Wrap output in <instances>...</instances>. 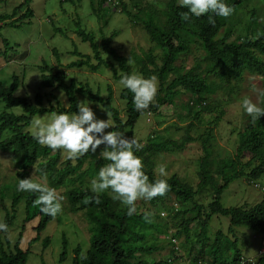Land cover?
<instances>
[{"label":"trees","instance_id":"16d2710c","mask_svg":"<svg viewBox=\"0 0 264 264\" xmlns=\"http://www.w3.org/2000/svg\"><path fill=\"white\" fill-rule=\"evenodd\" d=\"M60 3H73L75 0H59ZM94 12L97 15L100 11H107V4L114 0H89ZM120 3L121 9L128 16L140 20V25L146 33L151 47L144 52L142 57H126L120 54L110 45L112 37L102 39L103 50L115 61L112 62L101 56L99 45L95 42L93 32L86 31L76 18L73 23L75 33L84 42H88L91 48L92 57L96 63L91 62L89 54H83L74 48L70 54L77 58L67 64L68 68L89 67L92 71H97L101 67L110 68L112 77L120 81L121 73H134L136 70L144 77L156 76L158 80V91L154 102L148 109L137 111L133 104V93L128 89L120 90L121 99L125 100V119L121 117L120 111L111 104L112 91L108 87V96L103 98L98 91L94 92L87 83H78L71 79L68 83L63 71H53L52 68L43 63L40 66L41 83L43 87L55 85L61 89L67 100L68 106L61 104H49L43 106L42 96L35 95V102H30L25 96L15 95V91L22 85V77L12 74L8 83L0 81V102L6 108L20 106L22 114H16L3 110L0 112V150L13 155L16 164L21 168L16 171L17 184L19 179L28 178L29 169L36 164V170L40 176L44 177L49 187H60L67 185L69 188L65 192L70 210L72 212L83 210L90 224L89 248L86 252V259H81L82 252L80 246L73 249L71 264H146L141 258L146 252H150L153 247L139 246L132 247L129 236H137L143 240L144 234L136 232V229L145 228L146 222L143 218L145 212L139 211L137 201V211L134 215L128 216L126 208L119 202L111 199L110 190L100 195L99 203L94 200L86 202L87 198L95 194L91 191V185L85 181L86 177H96L99 169L109 161L101 155L103 145L95 153L88 152L75 163L71 160L60 162L61 151L40 145L32 138L31 133L26 131L33 118L38 114L45 113H74L78 111V93H84L94 102H98L111 116L115 128L111 130L120 131L125 136L131 138L127 132V127H132L140 115L156 112L162 105L173 103V98L180 91H185L192 101L187 102L189 112L195 106L199 108L195 111L197 117L202 111L208 110L206 94L209 91L208 75L215 79L227 83L226 88L230 94L233 93L236 81L243 79L245 73L264 75V0H259L261 6L257 8L251 4L246 6L244 21H241L238 12L242 10V5L251 0H223L225 4L234 8V12L227 18L214 16L212 13L204 14L200 17L189 13V20L182 18L188 9L181 7L179 0H166L161 9H147L138 7V14L127 9L122 0H115ZM30 0H23L10 13H0V31L3 26L17 27L22 23V16H32L33 9L29 6ZM26 6V12L22 16L15 17L18 9ZM213 15L215 24H210L208 16ZM264 17V16H263ZM232 23V25L229 24ZM57 31L62 32L60 28ZM239 30V34L233 36L234 31ZM63 33V32H62ZM1 36V33H0ZM5 50L11 49L9 41L1 38ZM191 45L201 47L206 53V67L200 69L195 64L188 69L179 70L176 66L177 58L191 51ZM56 53V51H55ZM168 74H174L167 82ZM168 75V76H167ZM233 80V83L230 82ZM219 81V82H220ZM231 83V84H230ZM55 98L54 95H52ZM262 108H264V98H261ZM216 116L215 123L220 119ZM212 132L202 139L201 147L203 155L199 160V181L193 187L176 174L168 177H156L152 169L151 155H157L167 150L170 146L183 148L188 138L181 143H176L172 139L162 141L155 140L151 135L143 144L140 151L135 154L139 156L144 164V172L148 175L150 182L158 178L166 179L170 185V190L164 196H157L150 200L153 205L163 203L166 196L175 197L180 203L186 204L187 210H177L175 215L180 217L179 228L186 236L190 232V224L197 221L199 230L195 234L196 239L190 245L193 251V264H241L242 254L238 247L237 236L233 231L234 226H245L261 236L264 234V195L260 201L251 206L234 205L225 207L221 202V195L230 182L235 179L245 177L248 181H258L264 179V115L255 123L251 117L247 116L244 129L239 134V139L235 152L230 158L215 159L208 150ZM85 168H81L84 165ZM85 181V182H84ZM76 182L80 184L77 185ZM84 183H86L84 185ZM256 185L257 182L255 183ZM84 185V186H83ZM17 189V187H16ZM12 191L10 195V208L6 209L4 223L8 229L14 224L19 203L24 204V217L21 228L26 224L36 220L31 227L34 235L28 240V246L20 245L21 234L12 244L6 236L7 233L0 231L5 236L6 247H0V264H26L31 245L38 241L41 233L47 224L54 218L43 214L40 206L34 204L38 193ZM207 195L209 202L203 205L199 197ZM182 210V211H181ZM224 215L229 217L230 227L228 234L222 230H216L213 237L208 236V223L212 215ZM180 230L175 233L178 235ZM43 245L48 242V237L42 239ZM66 241H62V250L59 261L65 260ZM6 248V249H5ZM178 257L177 251L172 252L169 260L154 262L153 264H173ZM251 264V263H248ZM254 264H264V256L256 257Z\"/></svg>","mask_w":264,"mask_h":264},{"label":"rangeland","instance_id":"374dc122","mask_svg":"<svg viewBox=\"0 0 264 264\" xmlns=\"http://www.w3.org/2000/svg\"><path fill=\"white\" fill-rule=\"evenodd\" d=\"M165 1L122 0L127 9L137 13L138 17H144L143 13L137 12L138 7L145 8L146 11L148 8L161 9L164 7ZM21 2L23 0H0V13H10ZM251 4L256 8L261 6L259 0H251V2L243 4L242 10L238 12L241 21L246 18L244 17L246 6L248 5L249 8ZM29 6L33 9L32 16H22L26 12L24 5L18 9V13L15 15V17L22 16L21 25L17 27L5 25L0 31V81L8 83L11 75L17 74L22 77V85L15 91V95L25 96L33 103L35 95L40 94L43 106L61 104L67 107L68 100L61 89H57L55 85L53 88L42 86L40 66L46 63L54 72L63 71L67 83L71 79L78 83H87L94 92L98 91L103 98L108 96V87H110L112 91L111 104L120 111L121 117L125 119V100L120 97V90L123 86L112 77L110 68L101 67L97 71H92L87 66L80 68L66 66L77 58L70 54L74 48L83 54H89L91 62L96 63L92 57L89 43L82 41L74 31L73 21L76 18L80 19L81 25L86 31L94 33L101 56L115 66V61L103 50L102 39L112 37L110 45L126 57L132 59L134 56L135 58L142 57L152 45L140 25V20L123 12L120 3L118 4L115 0L106 5V12L100 11L98 15L93 11L89 0H75L73 3H60L59 0H30ZM260 16L264 18V15ZM229 24L232 25L230 22ZM56 28H60L63 33L57 31ZM237 34H239V30L235 29L230 38L235 39ZM1 38H6L12 48L5 50ZM195 64L200 66V69H205L206 53L201 47L191 45V51L187 55L182 54L177 58L176 66L183 71ZM134 72L138 73L136 70ZM168 75L167 82L172 79L174 74ZM208 79L210 89L206 94L204 104L209 108L202 111L197 117H194V113L199 107L196 105L193 111L189 112L186 106L190 100L189 95L182 90L174 96L173 103L162 105L156 112L140 115L132 127H127V132L135 136L141 143H145L151 135L158 141L172 139L176 143H181L183 139L189 137L183 148L170 146L160 154L151 155L152 169L156 177H160L158 167L163 164L166 166L167 172L165 177L176 174L195 187L199 181V160L203 155L202 139L211 131L213 136L208 147L210 154L217 160L232 157L239 134L244 129L248 116L241 107L243 99L251 98L253 102L262 106L261 97L251 90V85L256 82L258 87L264 88V75L245 73L242 80L236 81L232 94L226 88L227 83L215 79L212 75H208ZM230 82L233 83V80ZM77 96L79 102L89 104L98 119L109 118L112 121L110 114L98 102L90 100L84 93H78ZM190 102L192 101L190 100ZM3 110L16 114L23 113L20 106L6 108L4 103L0 102V112ZM51 115L52 113L38 114L34 118L48 120ZM217 115L221 117L215 123ZM25 130L31 133V124ZM110 130L106 129V131ZM16 158L0 150V222L4 221L6 209L10 208L9 197L17 187L15 173L21 168L16 164ZM64 160L66 158L62 150L60 162ZM71 162L75 163V160H71ZM85 167L86 165L81 168ZM28 172L27 177L34 182L48 184L47 180L37 172L36 164ZM94 178L86 177L85 181L91 185V180ZM256 182L259 187L256 186ZM76 184L80 186L78 182ZM68 188L66 184L54 188L58 194L64 197L62 212L47 224L40 239L31 245L26 264H71L73 249L76 246H80L82 252L89 248L90 224L83 210L75 212L70 210V204L65 194ZM263 195V178L252 182L241 177L230 182L228 187L223 190L221 202L225 207L251 206L260 201ZM198 199L200 203L206 205L210 197L203 195ZM138 202L139 211L154 213L151 223L146 222L147 226L142 230L136 229V232L144 234L143 240L138 239L137 236H129L132 247H153L150 252L142 255L141 258L145 263L153 264L169 260L174 250L177 251L178 257L173 261V264H193V251H190V245L196 239L195 234L199 230V223L192 222L189 235L186 236L178 227L180 217L175 215L177 210L183 208V210H187L189 207L171 195L164 197L163 203L159 202L156 205H153L150 200ZM16 215L14 224L9 228L6 236L13 244L20 234L23 235L20 245L27 247L28 240L34 235L31 227L36 223V220L27 223L24 229L21 228L25 215L23 203H19ZM229 227L228 216L214 214L209 219L208 236L213 237L215 231L219 229L228 234ZM179 230L180 233L175 235ZM233 231L237 236L242 257L244 259L255 257L260 247L261 235L245 226H234ZM44 237H48L46 245H43L42 242ZM64 239L67 245L66 257L65 260L59 261ZM5 242L4 234L0 232V247H6Z\"/></svg>","mask_w":264,"mask_h":264},{"label":"clouds","instance_id":"9594fccd","mask_svg":"<svg viewBox=\"0 0 264 264\" xmlns=\"http://www.w3.org/2000/svg\"><path fill=\"white\" fill-rule=\"evenodd\" d=\"M179 4L188 9L182 14L185 20L190 19L189 13L196 17L212 13L227 18L234 12V8L223 0H179ZM208 20L210 24H215L213 15H209ZM119 83L133 93V104L137 111L148 109L157 95L158 80L154 75L146 78L135 72L121 73ZM251 90L264 98V88L258 87L256 82L252 83ZM241 107L253 123L264 115V108L251 98H244ZM77 108L78 111L71 115L61 112L52 113L48 120L33 118L31 136L53 151L63 150L65 158L73 161L88 152L95 153L103 145L101 155L109 163L101 167L91 180V191L95 195L87 198L86 202L94 200L99 203L100 195L110 190L111 199L119 201L126 208V214L132 216L137 211V201L164 196L170 190L166 179L158 178L150 182L143 170L142 159L135 154L143 148L135 136L129 138L120 131H106L114 129L115 124L109 118L98 119L88 103L78 102ZM158 175L167 176L165 165L158 167ZM16 190L38 193L34 204L40 206V211L45 215L55 218L62 212L64 197L45 183L34 182L31 178L19 179ZM153 215L146 211L143 215L145 222L151 223ZM8 230V225L0 222V231L7 233ZM86 258V252L82 253L81 259Z\"/></svg>","mask_w":264,"mask_h":264},{"label":"built area","instance_id":"2783aa9c","mask_svg":"<svg viewBox=\"0 0 264 264\" xmlns=\"http://www.w3.org/2000/svg\"><path fill=\"white\" fill-rule=\"evenodd\" d=\"M258 256H264V234L261 236V246L258 249L257 255L255 257H249L247 259L242 258L241 264H248V263L254 264L256 257ZM204 264H209V263L205 262Z\"/></svg>","mask_w":264,"mask_h":264}]
</instances>
